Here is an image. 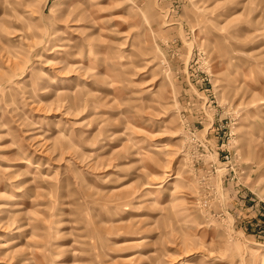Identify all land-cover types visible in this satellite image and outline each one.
I'll return each mask as SVG.
<instances>
[{
	"label": "rangeland",
	"instance_id": "1",
	"mask_svg": "<svg viewBox=\"0 0 264 264\" xmlns=\"http://www.w3.org/2000/svg\"><path fill=\"white\" fill-rule=\"evenodd\" d=\"M0 264H264V0H0Z\"/></svg>",
	"mask_w": 264,
	"mask_h": 264
}]
</instances>
